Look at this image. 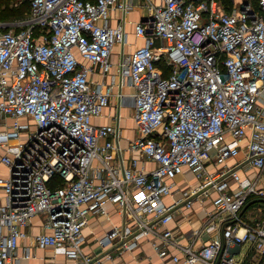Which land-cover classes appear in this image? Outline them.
I'll return each instance as SVG.
<instances>
[{
  "label": "built area",
  "instance_id": "2783aa9c",
  "mask_svg": "<svg viewBox=\"0 0 264 264\" xmlns=\"http://www.w3.org/2000/svg\"><path fill=\"white\" fill-rule=\"evenodd\" d=\"M143 6L134 30L144 43L119 64L120 76L95 83L91 73H110L113 46L127 41L129 0H30L27 16L0 20V227L8 228L0 264L15 257L37 214L38 247L103 264L112 252H84L83 228L109 203L128 222L100 238L104 246L117 240L132 249L153 235L165 264H246L253 256L264 264V0ZM126 83L137 128L129 148L157 164L149 171L136 167L138 157L126 163L119 115L93 121ZM250 169L253 176L242 174ZM186 171L197 185L167 203ZM55 174L63 183L51 186ZM209 196L199 228L184 236L169 225L178 209Z\"/></svg>",
  "mask_w": 264,
  "mask_h": 264
},
{
  "label": "crops",
  "instance_id": "0c3cea01",
  "mask_svg": "<svg viewBox=\"0 0 264 264\" xmlns=\"http://www.w3.org/2000/svg\"><path fill=\"white\" fill-rule=\"evenodd\" d=\"M132 4L131 10L126 16V21L122 22L127 33V41L124 43L117 42L111 51V58L114 63L110 73L105 76L101 74L98 69L91 73V82L110 81L112 74L116 77L120 76L121 71L117 72V67L124 61L127 56L139 45L144 43V38L137 36L134 30V24L140 20L146 13V8L143 6V0H129ZM118 12L113 10L111 12V24L116 25L119 22L117 17ZM113 95L110 104L104 109L100 116L93 118L94 123L103 124L116 121L115 116L119 115V122L122 127L121 144L124 147V159L127 162L131 157H138L137 168L144 171H149L157 165L153 160L141 156L129 148L130 141L137 135V128L134 114V89L126 83L124 86H114ZM264 101V96H263ZM244 157V152L241 151L237 160ZM229 160L228 162H231ZM211 164L209 167L215 168ZM6 169L3 164H0V171ZM243 175L253 176L255 169L242 171ZM174 194L166 196L165 201L172 203L181 195L184 188L197 185L199 179L190 171L183 174H178L175 179ZM235 186V185H234ZM213 196V195H212ZM212 196L204 197L202 200H196L194 204L187 208L183 206L177 210L174 219L170 222V226L175 228L179 234L184 236L191 230L199 228L205 218L208 210L212 208ZM248 208L244 214H254V211H249ZM258 210V209H257ZM255 214H260L259 212ZM44 216L42 214L34 215L30 219V223L26 227L27 235L19 240L16 249L15 257L11 259L8 264H76V261L68 258L62 252L55 250L54 246L38 247L36 245L35 236L42 232ZM128 222L125 215L118 209L115 204L109 203L107 205V213L91 214L88 223L83 228L82 248L86 253L103 254L107 251L112 252L113 258H105L103 264H165V260L161 258L153 249L152 240L153 235H148L140 238L138 244L132 249H123L120 241L114 244L103 245L99 239L105 236L112 230L114 226L122 227ZM6 226L0 227V232H6ZM208 235L202 236V239H197L195 245H200L206 241ZM184 242L189 240V237H182ZM29 249L32 256L25 257V250ZM174 264V263H170Z\"/></svg>",
  "mask_w": 264,
  "mask_h": 264
},
{
  "label": "trees",
  "instance_id": "16d2710c",
  "mask_svg": "<svg viewBox=\"0 0 264 264\" xmlns=\"http://www.w3.org/2000/svg\"><path fill=\"white\" fill-rule=\"evenodd\" d=\"M30 12V0H0V20L8 21L21 19ZM63 183V178L55 174L50 185L56 186ZM264 206V204H262Z\"/></svg>",
  "mask_w": 264,
  "mask_h": 264
},
{
  "label": "rangeland",
  "instance_id": "374dc122",
  "mask_svg": "<svg viewBox=\"0 0 264 264\" xmlns=\"http://www.w3.org/2000/svg\"><path fill=\"white\" fill-rule=\"evenodd\" d=\"M18 19H14V20H8L9 22H14V21H17ZM6 21V20H5ZM31 128V127H29ZM1 174L5 173V169L1 170L0 171ZM262 208V207H261ZM241 256V255H240ZM242 257V256H241ZM256 263V264H259V258L258 257H255L253 256L252 258L248 259L246 264H250V263Z\"/></svg>",
  "mask_w": 264,
  "mask_h": 264
}]
</instances>
